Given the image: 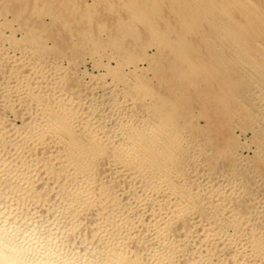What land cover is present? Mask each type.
Returning a JSON list of instances; mask_svg holds the SVG:
<instances>
[{
  "label": "bare ground",
  "instance_id": "obj_1",
  "mask_svg": "<svg viewBox=\"0 0 264 264\" xmlns=\"http://www.w3.org/2000/svg\"><path fill=\"white\" fill-rule=\"evenodd\" d=\"M0 264H264V0H0Z\"/></svg>",
  "mask_w": 264,
  "mask_h": 264
},
{
  "label": "rangeland",
  "instance_id": "obj_2",
  "mask_svg": "<svg viewBox=\"0 0 264 264\" xmlns=\"http://www.w3.org/2000/svg\"><path fill=\"white\" fill-rule=\"evenodd\" d=\"M87 65H88V66H87ZM87 65L85 66V67H86V68H85L86 71L89 72V73L93 72V71H92V65H91V64H87Z\"/></svg>",
  "mask_w": 264,
  "mask_h": 264
}]
</instances>
